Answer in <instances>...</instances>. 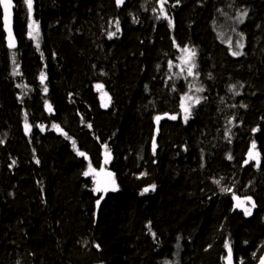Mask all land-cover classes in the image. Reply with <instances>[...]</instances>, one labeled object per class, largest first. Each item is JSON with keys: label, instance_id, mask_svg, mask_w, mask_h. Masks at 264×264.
Here are the masks:
<instances>
[{"label": "trees", "instance_id": "16d2710c", "mask_svg": "<svg viewBox=\"0 0 264 264\" xmlns=\"http://www.w3.org/2000/svg\"><path fill=\"white\" fill-rule=\"evenodd\" d=\"M14 3L15 52L0 9V264H224L225 242L233 264H259L264 0H180L175 7L168 0L171 26L157 18L159 0L119 7L115 0H34L39 49L23 0ZM116 20L121 30L108 39ZM240 33L245 54L234 57L228 41L234 48ZM186 46L197 52L193 76L181 60ZM186 93L201 98L187 124L180 108ZM165 113L178 118L157 125ZM253 141L259 167L244 164ZM89 162L96 173L114 174L116 190L99 207L94 182L83 175ZM233 193L255 201L250 216L235 208Z\"/></svg>", "mask_w": 264, "mask_h": 264}, {"label": "snow or ice", "instance_id": "6c2138e0", "mask_svg": "<svg viewBox=\"0 0 264 264\" xmlns=\"http://www.w3.org/2000/svg\"><path fill=\"white\" fill-rule=\"evenodd\" d=\"M117 7L121 6L124 4L125 0H115ZM168 3V0H159V4H160V16H158L157 18H164L168 20L169 25L171 26L173 21L172 19L168 16V12L165 8V5ZM23 4L26 6V10H27V19H28V36L30 39L36 41V47L37 49H39L40 44H39V38H40V24L39 22L33 18V12H34V0H23ZM180 4V0H176V3L174 5H172L173 7L177 6ZM0 6H2L3 8V18H4V27L5 30L8 33V47L10 49H14L16 47V41H15V37L12 33V28H11V17H12V9L15 7L13 0H0ZM248 16V10L244 9L242 11H240L237 14L236 20L238 23H244L245 18ZM112 23V22H110ZM115 24V31H109L107 33L108 35V39H112L114 38L117 33L120 32V22L119 20H116L114 22ZM240 39L236 41L235 46L233 48V44L232 41L229 40L228 44H229V49L231 51V55L234 57H239L244 55V34L240 33ZM179 47V46H178ZM182 52L184 53V55L181 57L182 63L186 66L187 68V74L188 76H193L194 75V70L197 68V64H196V57H197V52L194 48H189V47H184L182 49ZM15 54H13L14 57ZM13 63L15 64V58H13ZM169 67H171V62H169ZM183 71V69H182ZM14 75H19V71H18V65L17 68L14 70L13 72ZM41 83L44 84L45 80H46V75L44 73L41 74L40 77ZM18 87H20V85H17ZM195 87L194 85H189V90L191 91V89ZM97 90H102L103 89V85L102 84H97L96 85ZM235 89V85H233L231 87L230 90H234ZM45 93H47V87L44 88ZM196 92H203L204 89L203 87H196L195 88ZM237 95L239 94L238 92L236 93ZM106 98V102L102 105L103 107H108L109 104L111 103V97L105 92L103 94L102 99ZM201 102V98L199 96H192L189 94H185L184 96L181 97V104H180V108H181V112L183 113V121L185 124L188 123L189 119L192 118L193 115V108L195 107V105L199 104ZM45 106L46 109L51 113L54 111V109L52 108V105L50 103H48L47 101H45ZM242 107H246V105H241ZM167 117L168 119L171 120H176L178 117L176 115H168L167 113L164 114V116H160L157 115L155 117V121L156 124L159 125L160 121L164 118ZM232 121H229V124H231ZM31 125L28 123L27 120V113L25 114V132L30 133L31 131ZM41 127V131H43V127ZM88 127L91 128V124H88ZM53 128H56L57 130L63 132L62 129H60L59 125H53ZM259 129H253V132L258 131ZM158 131V129H157ZM229 133L231 131V129L228 130ZM66 137L67 134L63 133ZM70 139V138H69ZM230 139V137H229ZM72 146L73 149L76 150L77 155L85 157V159H87V155L86 153L79 151V149L76 146V142L74 140H72ZM105 147V163H108L111 159V152L108 150V146L104 145ZM156 148H157V143H156V139L155 137H153L152 139V152L153 155L156 154ZM229 160H231L233 157L231 156V154L228 155L227 157ZM250 162H255L256 167H259L261 164V153L257 150V144L255 141L252 142L251 147L249 148L248 152H247V159L244 161V164L247 165ZM16 163L15 160L12 161V164L14 165ZM36 163L39 164L40 161L37 159ZM101 172H104V169H101ZM83 175L85 176H89V175H99V173L95 172V169L92 168L91 163L89 162L88 165V170L85 171L83 173ZM106 177L108 178L107 180H105V182L103 184H101L99 181H96V187L93 189L94 192H107L109 190V186H111V190L115 191L116 190V186H115V180H114V174L111 172H107L105 173ZM215 183L219 184L220 181L216 180L214 181ZM155 185H151L150 188H145L144 192H148L149 190H155ZM221 191L223 192H230L231 189L229 188H221ZM144 193L142 192L141 195H143ZM103 197H101L100 199H102ZM232 198L234 201H236L235 204V208H241L244 211V214L246 216H250L252 214V209H254L256 207L255 201H253L251 196H247L245 197L243 200L237 196L235 193L232 194ZM97 207H99L100 204V200H97ZM250 204L251 207H246L245 205ZM153 235H155L153 233ZM97 249L100 248V245L97 244L96 245ZM225 248L227 250V256L225 257L226 260V264H233V252H232V247L230 242H225ZM241 264H243V261H241ZM259 264H264V256L260 257L259 259Z\"/></svg>", "mask_w": 264, "mask_h": 264}, {"label": "water", "instance_id": "95a60500", "mask_svg": "<svg viewBox=\"0 0 264 264\" xmlns=\"http://www.w3.org/2000/svg\"><path fill=\"white\" fill-rule=\"evenodd\" d=\"M0 8H1V11H2V14H3L2 6H0ZM11 28H12V33H13V35L15 37V7L12 9ZM3 30H4V33H5V36H6V43H7V47H8V33H7V31L5 30V27H4V18H3ZM15 41H16V38H15ZM8 49L9 50H16L17 49V41H16V47L14 49H10L9 47H8ZM108 193H109V190L107 192H103V198L101 199V203H104Z\"/></svg>", "mask_w": 264, "mask_h": 264}, {"label": "rangeland", "instance_id": "374dc122", "mask_svg": "<svg viewBox=\"0 0 264 264\" xmlns=\"http://www.w3.org/2000/svg\"><path fill=\"white\" fill-rule=\"evenodd\" d=\"M89 176L93 180L95 187H96V181H99L101 184H103L105 182V180L108 179L106 177V175L103 173H100L99 175H95V176L94 175H89ZM109 189H111V186H109ZM224 264H226V260H225Z\"/></svg>", "mask_w": 264, "mask_h": 264}, {"label": "bare ground", "instance_id": "6f19581e", "mask_svg": "<svg viewBox=\"0 0 264 264\" xmlns=\"http://www.w3.org/2000/svg\"><path fill=\"white\" fill-rule=\"evenodd\" d=\"M14 1V0H13ZM15 4V3H14ZM1 9V8H0ZM1 22H2V24H3V14H2V11H1ZM4 31V30H3ZM5 34V33H4ZM15 38H16V35H15ZM5 39H6V36H5ZM16 41H17V39H16ZM7 44V43H6ZM8 48V47H7ZM17 48H18V44H17ZM9 50V49H8ZM17 50V49H16ZM16 50H10V52H15ZM86 178H88V176H86ZM110 189H109V193H110ZM95 193H97V192H95ZM97 194H99V196H100V198L101 197H103V192H99V193H97ZM108 195V194H107ZM107 197V196H106ZM106 200V199H105ZM105 202V201H104ZM100 203H101V199H100ZM102 204V203H101ZM235 204H236V202H235ZM237 209V208H236ZM239 209V208H238Z\"/></svg>", "mask_w": 264, "mask_h": 264}]
</instances>
